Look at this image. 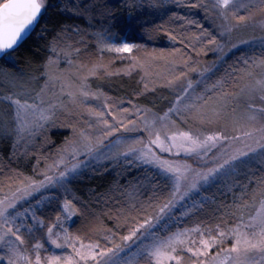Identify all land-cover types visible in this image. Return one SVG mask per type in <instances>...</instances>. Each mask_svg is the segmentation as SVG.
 <instances>
[{
	"label": "snow or ice",
	"instance_id": "6c2138e0",
	"mask_svg": "<svg viewBox=\"0 0 264 264\" xmlns=\"http://www.w3.org/2000/svg\"><path fill=\"white\" fill-rule=\"evenodd\" d=\"M163 2L119 0L115 6L99 4L98 11L85 8L83 12L90 19L95 21V16L100 18L99 22L89 25L91 31L80 25L60 24L48 35L50 39H45L44 48L61 59H66L73 52L77 56L81 53L85 56L132 53L142 45L107 42L118 36L117 29L120 33L130 26L129 21L120 14L127 11L132 16L145 4L156 7ZM223 2L228 4L229 0ZM47 4L48 0H0V80L13 88L22 82L28 85L21 87L20 91L8 90L0 96V142L11 143L10 150L6 149L9 157L29 163L32 176L29 181L20 171L28 167L11 170L15 177L20 178L23 186L17 187L14 182L10 187L15 190L0 199V264H19L18 258L23 259L24 264H131V255L145 251L150 255L145 264H152L153 259L156 264H163L164 257H167L169 264L173 261L180 264L181 256L175 254L177 251L190 254L188 264H264V22L257 20V16L264 20V0H236L229 4L231 13L227 10L215 12L216 5H212L215 35L206 28L200 30L198 21L172 13L169 20H186V26L196 24L198 39L189 40L186 45L196 52V56L169 62L171 79L162 85L167 95L159 100L154 97L159 89L150 92L147 85L140 88L137 84L135 91L139 99L147 96L154 98L146 100L144 107H137L129 100V108L121 107L124 101L116 97L110 98L111 103L92 106L90 101H99L103 95L99 86L93 87L89 82L91 77L97 76V71H88L85 75L73 73L69 78L58 69L51 56L47 60H36L30 55L22 58L19 68L15 65L5 67L10 64L9 56L21 59L15 57V50L34 30ZM57 6L60 10L66 9V0H59ZM177 6L184 5L177 3ZM188 6L208 11V6L200 0ZM239 10H243L244 15H240ZM217 19L219 23H216ZM232 20L240 23H231ZM257 23L262 33L259 38L250 36L247 40L232 42L233 32ZM162 26L142 30L154 33ZM167 36L172 40L177 39L171 29ZM61 43L67 49L62 55L56 53ZM180 43L185 44V40L182 38ZM74 44L80 47L74 48ZM92 44L95 47L89 52ZM237 44L252 45L255 50L251 55L241 53L240 58L221 71L217 66L224 63L223 54ZM197 45H200L199 50ZM204 49L212 52L215 59L207 67L201 68L199 56L200 50ZM179 51L173 49V52ZM127 59L132 60L130 68L140 67L134 57L120 58L122 63ZM69 64L71 66L72 61ZM237 64L239 67L235 66ZM96 69L103 73L100 77L103 80L114 75L104 73L103 64L97 65ZM84 70V65H79L78 72ZM217 72L219 76H216ZM193 74H196L195 79H192ZM212 78L214 82H210ZM57 82L60 84L59 90ZM32 84L39 91L31 87ZM31 93L34 96H30ZM65 94L71 101V107L62 99ZM29 98L33 99V103H29ZM36 100L46 103L47 107H40ZM166 105L170 106L160 116L159 112ZM81 109L96 118L95 123L88 124L92 138L78 134L76 125L71 123V119L81 114ZM130 109L134 111L130 112ZM113 113L121 119L117 120ZM128 115L135 116V121L128 120ZM108 116L112 119L109 120ZM171 116L175 119L169 120ZM57 123L61 127H69L71 132L52 149L50 145L53 141L46 129ZM140 124L143 127L138 129L137 125ZM178 125L189 127L193 134L174 131L173 128ZM212 128L218 130L204 134ZM138 131L145 134L144 137L132 139L127 152L121 153L120 145L125 141L118 138L124 133ZM168 131L172 134L167 135ZM154 133L156 139L152 140ZM160 134L164 135L163 140ZM114 138H117L115 144ZM145 139L148 144L144 143ZM107 144L114 146L110 152L102 154ZM137 144L140 148L136 147ZM149 144L158 146L160 155L153 153L149 157L144 153L136 156V152L143 153ZM45 147L49 148L47 153L43 151ZM189 152H205L208 159L194 160L193 165L198 167L179 163L180 155ZM129 154L134 156L136 162L143 161L155 171L136 177L126 185L117 183L113 178L99 192L94 184L86 185L83 189L85 195H81L79 181L85 179L82 175L84 170L98 175L105 170L99 161L110 159L116 162ZM165 154L174 158L166 159ZM93 164L96 166L92 167ZM256 166H259L257 170L260 175L254 178L255 187L250 198L255 201L259 195L260 206L255 214L250 213L245 217L244 209L248 207L245 198L249 194L246 191L236 194L233 189L241 186L238 177L251 173ZM218 173L216 188L212 191L201 190L217 178ZM227 192H233L232 202H225L228 200ZM69 193L78 195H73L70 201L64 198ZM45 199L50 214L48 219L44 218L39 208ZM93 203L98 206L93 207ZM101 206H110L107 214L101 210ZM65 213L67 217L75 213L81 220L80 224L75 225L74 222V225L65 226ZM101 216H106L110 225L103 229L106 235H98L95 243L77 246V237L71 232L92 231L90 226ZM188 216L201 226L205 224L201 217L214 218L217 223L207 231L177 228L167 239H161L160 233L166 232L174 224L178 225L180 218ZM37 223L41 226L47 224L51 244L60 247L56 239H51L52 224L58 223L69 254L61 252L59 255H49L45 252L40 255V240L31 244L40 230L36 227ZM197 231L200 232L198 246L195 240ZM210 232H215V235H210ZM60 234L57 233V236ZM189 237L192 238V246L188 245ZM22 246H26L29 253L35 250V259L22 256ZM213 246L219 247L215 254L208 251ZM169 248L171 251H161Z\"/></svg>",
	"mask_w": 264,
	"mask_h": 264
},
{
	"label": "trees",
	"instance_id": "16d2710c",
	"mask_svg": "<svg viewBox=\"0 0 264 264\" xmlns=\"http://www.w3.org/2000/svg\"><path fill=\"white\" fill-rule=\"evenodd\" d=\"M196 2V0H164V2L160 6L156 7H150L149 5L145 4V6L141 9H137V12L134 14L129 15L127 11L124 13H121V17L125 18L129 21V27L124 29L122 32L119 33V29H117L118 36L113 39L114 42L118 43L121 40H125L128 42L136 43V44H144L146 46H154L157 47L159 50H173L179 49L183 54H186V56H196V52L192 50L190 46L186 45L190 38L194 34V28L193 24L191 26H186V20L183 19H174L169 20V16H171L172 13H176L178 17H188V15L192 18H194L195 21H198L200 26L207 25L206 24V18L207 13H205L203 8H191L188 5L191 3ZM201 3L205 2L204 0H200ZM59 0H48V4L45 6V8L41 12V16L39 18V22L36 25L35 29L32 31V33L20 44L17 46V49L15 50V57H19L21 59H16L12 56L8 57L9 65H5V67H12V65H15L17 68L21 67L22 58L25 55H30L36 60H39L41 58L47 60L49 56L51 55V52H48L44 48L45 39H50V35L52 31L59 26L60 24H69V25H80L82 28H85L89 31L92 29L89 28V25L93 22H99V16H95V21L89 18L87 14L83 12L85 8H88L90 11H98V5L103 3L106 5L115 6L119 3V0H66L67 8H61V10L58 8ZM177 3H180L184 6H177ZM205 4V3H204ZM71 9V10H69ZM79 9V11H77ZM156 25H163L158 31L154 33H146L142 29L147 28H153ZM173 31V35L177 36V39L172 40L169 39L167 36V32L169 30ZM98 30V29H97ZM248 34V33H247ZM247 34H242V27L233 33L234 37L236 39L240 38V36H246ZM71 35V33L69 34ZM238 37V38H237ZM185 40V44H181V39ZM72 39H77V37H73ZM192 39V38H191ZM195 40V39H194ZM193 40V41H194ZM68 43H71V41H67ZM73 47H80L78 44H74ZM95 47V44H92L89 48V52L92 51V48ZM58 48H63L64 44L61 43ZM197 49H200V46L197 45ZM255 50L252 49H245L243 47L235 48L231 51H229L222 59L224 61L223 64L218 65L217 67H220L221 71L225 70L226 65L233 64L234 61L237 60V58L241 57V53H245L247 55H251L252 51ZM73 57L82 58V61L88 60L91 56H85V54L81 53L80 56H77L74 52L71 54ZM210 55V52H208L206 49L200 50V58L201 64H204L207 62L208 56ZM236 67H239V65H235ZM201 67V66H200ZM202 68V67H201ZM43 70V69H42ZM216 76H219V72L216 73ZM98 82V85L100 87V90L104 93H106L110 98L116 97L118 99H125L127 101L131 100L134 104L140 106L145 105L146 100H150L147 97L145 99H139L136 96V86L139 84L140 88H143L142 83L140 80H138L137 76L135 74H128L124 75L122 73L114 74L110 79L103 80L100 77L96 78ZM210 82H214V78L210 79ZM1 93L5 94L9 89L6 85L0 84ZM148 89V88H147ZM153 89H159L160 92H166L162 88V86H155L153 88H149L148 91H152ZM232 89H229L231 91ZM61 119H64L61 117ZM68 121H65L67 123ZM218 129H210L207 132L210 131H217ZM48 136L53 143L50 145L51 148L55 147L58 142L65 138V136L69 133V127H61L59 123L54 125L53 127L48 128L47 130ZM11 143L7 142H0V185L3 187H9L14 182L15 184L21 182L20 178L15 177L12 174L11 170L16 169L17 167H25L27 169L21 168L20 171L23 172L24 176L31 175V165L27 162L22 161H15L14 158H10L8 151L6 149L10 150ZM45 153L49 151L48 147H45L43 150ZM101 167H103L105 170L101 173L94 174L91 172H88L87 170H84L82 175L85 177V179H82L79 181L81 185V195H85L84 192V186L94 184L96 186V191L99 192L103 188H105L109 181H111L113 178H115L116 182L121 185H126L129 181L133 180L136 177H139L141 175H145L147 173H152L155 171L150 166L147 165H141L137 163H123L121 161H104L100 163ZM96 165H93L92 167H95ZM259 166H256L252 169V172L243 176L238 177L240 179V185L239 187H235L233 189V192L236 194H239L242 191L248 192L249 196L245 199L248 200V207L244 209L245 217L253 213L255 210L257 204L259 203V195H257L255 201H253L251 197V192L253 187H255V181L254 178L258 177L260 175V172L257 170ZM119 173V174H118ZM87 177H91L88 179ZM219 183V179L212 181L210 184L204 186L201 190L204 191H212L216 188V185ZM247 185V187H245ZM221 191H224L221 189ZM233 192H227L226 195L228 197V200L225 201L226 203L232 202V195ZM59 195V193H58ZM73 195H78L76 193H71L69 195V200L72 201ZM220 199H223V197H220ZM46 205H48V201L44 202V204L41 205L40 209L41 212L44 213V218L48 219L49 212L46 209ZM95 203H93V207H96ZM110 207V206H108ZM108 207L101 206V210L107 214ZM56 210H60L57 208ZM38 216L41 215V213H37ZM54 215V214H53ZM201 219L205 220V224L201 226L193 217H182L180 219V222L178 225L174 224V227H186L191 228L193 226H198L203 229H210L213 226L216 225L217 221L214 218H206L201 217ZM51 222V221H49ZM79 225L81 220L80 218L73 213L72 220L69 225ZM68 225V226H69ZM43 226H47V224H44ZM92 231L90 232H76L72 231L71 233L79 236L84 239H89L91 241H95L97 239V236H103L106 235V233L103 232V229L110 227V225L107 223L106 216H101L97 218V221L93 223L91 226Z\"/></svg>",
	"mask_w": 264,
	"mask_h": 264
},
{
	"label": "rangeland",
	"instance_id": "374dc122",
	"mask_svg": "<svg viewBox=\"0 0 264 264\" xmlns=\"http://www.w3.org/2000/svg\"><path fill=\"white\" fill-rule=\"evenodd\" d=\"M205 5L208 6V11L205 12L207 13V18H206V24L207 25H202L200 26V30L203 29H208L213 35L216 34V31L214 29V24H213V19L212 17L214 16V11L212 9V5H216L215 8V12H222L224 10H227L228 13L232 12V8L229 7V4L235 3L236 0H229L228 4H225L223 2V0H204ZM243 2H247V0H243ZM205 11V9H204ZM239 14L240 15H244V11L243 10H239ZM188 19H192L194 20V18L190 17L188 15L187 17ZM257 20L260 22H264V20H262L261 17L257 16ZM216 23H219V20H216ZM231 23H240L237 22L235 20H232ZM193 28H194V34L192 35V39L189 36V40H196L198 39V29L196 24H193ZM238 31V30H237ZM234 33V32H233ZM248 33V34H247ZM242 34H247L246 36H240V38L236 39V37H234L233 35V43L236 42V40H247L250 36H255L257 38H259L262 33L260 31V24L257 23L256 25H253L252 27H242ZM225 39H227V37H225ZM194 40V41H195ZM109 43H116L113 40L112 41H107ZM121 42H128L125 40H121L118 43ZM128 43H132V42H128ZM136 44V43H133ZM138 45H142V44H138ZM200 46V45H199ZM238 47H243L247 50L252 49V45H248V44H237L235 48ZM257 47H258V40H257ZM235 48H230L228 49L227 52H225L223 54V57L231 50L235 49ZM174 49V48H173ZM67 49H63V48H57L56 49V53H60L61 55L66 52ZM51 59L56 61V65L58 67V69L63 71V74L68 76L69 78H71V75L73 73H77L79 75H85L88 71H97V76L96 77H91L90 78V84L93 87H96L98 85V82L96 80V78L101 77L103 75V73H100L97 69L96 66L99 64H103L105 65V69H104V73H112V74H117V73H122L124 75H128V74H135L138 78V80H140V82L142 83V86L144 88L145 85H147V88H153L155 86H162L167 80L171 79V69L169 67V62L170 61H180L182 60L184 57H186V54H183L181 51L179 52H173V50H159L157 47H152V46H146V45H142V47L136 51H133L132 53H121V54H109V53H105L103 56H101L100 54H96L91 56L88 60L86 61H82V58H78V57H73L72 55L68 56L66 59H61L59 58L55 53H51ZM121 57H134L137 61V63L140 65V67H136V68H130L129 65L132 63L131 59H127L124 60V62L122 63L120 58ZM222 57V58H223ZM200 58V57H199ZM215 59V55L210 52V55L208 56L207 62L204 64L200 63V66L203 67H207L209 62H212ZM69 61H72V65L70 66ZM201 61V60H200ZM109 62H111V64L109 65ZM79 65H84V71L83 72H78V67ZM196 78V74H193L192 79ZM6 85L7 88L9 90H13V91H20L21 87H27L28 85H24L23 82L21 83L20 86H17L16 88H13L12 85L4 82L3 80H0V84ZM41 84H43V81L40 82ZM31 87H33L36 91H39V88L36 87L35 84H32ZM60 84L59 82H57V89L59 90ZM0 89L1 86H0ZM199 91V90H197ZM102 92V91H101ZM103 95L101 97V99L99 101L97 100H91L90 103L92 104V106L97 107L102 103H111L112 100L110 99V97L102 92ZM6 94V93H5ZM4 94L1 93L0 91V96H3ZM167 93L166 92H160V91H156L154 94V97L157 98V100H159V98L166 96ZM30 96H34V93H31ZM104 97H108L109 99H104ZM153 96H147L148 99H153ZM45 99H47V97H45ZM62 99L64 100V103L69 105L71 107V101L70 99L67 97V95L65 94ZM123 100L124 103L121 105V107L123 108H129V103L127 100L125 99H120ZM40 107L46 108L47 104L42 102L41 100H36L35 101ZM29 103H33V99L29 98ZM132 104H134L132 102ZM136 105V104H135ZM137 107H144L145 105H136ZM170 105H166L163 106V109L159 112L160 116L164 115V112L167 111V107H169ZM134 111V109H130V112ZM80 115H77L75 119H71V123L76 125V130L77 133L83 134V137H88V138H92L93 133L92 130L88 128V124L89 123H95L96 118L93 116H90L86 111H84L83 109L80 110ZM113 115H116L115 113H113ZM109 120L112 119L111 116L107 117ZM116 119L120 120L121 117L119 115H116ZM128 120H132L135 121L136 117L133 115H128L127 117ZM175 119L174 116H171L169 118V120ZM53 127V126H52ZM143 124L137 125V128H142ZM50 128V127H49ZM48 129V128H47ZM46 129V130H47ZM213 130H215L216 128H212ZM174 131L177 132H188L190 135H192V130L184 125H178L176 127L173 128ZM71 132V129L69 128V133L66 136H69ZM212 131L210 132H205V135H209L211 134ZM171 131L167 132V135H171ZM145 134H143L142 132H132V133H124L122 134L118 139H120L121 141H125V143H122L120 145V151L121 153H126L127 152V148L130 146V142L132 139H136V138H143ZM65 136V137H66ZM160 138L161 140L164 139V135L160 134ZM117 138L113 139V144H115ZM152 140L156 139V134L154 133L151 137ZM64 139L60 140L58 142V144H60ZM145 144H148L147 139L144 140ZM113 144H107L104 149H102V154L110 152L113 148ZM137 148H140V145L137 144L136 145ZM55 147H53L52 149H55ZM47 153V152H46ZM144 153H147L150 157L151 154H156V155H160V149L158 146L156 145H151L149 144L148 147L146 149L143 150V153L138 151L136 152V156H140ZM164 158L166 159H173L174 157L170 154H165ZM208 156L205 154V152H199L197 154H193L191 152L189 153H184L181 154L179 157V163L184 164L187 163L189 165H193V161H207ZM104 161H112V160H104ZM104 161H99L98 163H102ZM118 161H121L123 163H137V164H141V165H145L143 164V161L136 162L134 159V156L132 154H129L127 156H122L120 158H118ZM95 165V164H93ZM92 165V166H93ZM150 166V165H147ZM198 167V165H193ZM211 166V165H208ZM152 167V166H150ZM219 173L217 174V178L211 180L209 182V184L214 181L219 179ZM29 181L32 179L31 175L26 176ZM208 185V184H207ZM17 187H22L23 184L21 182L16 184ZM206 186V185H204ZM203 186V187H204ZM202 187V188H203ZM15 189H11V187H3L0 185V199L3 198V196L5 194H11V191H14ZM71 193H69L68 195H66L64 198L69 200V195ZM131 194V193H129ZM47 199H45L40 205L39 208L41 207L42 204H44V202H46ZM260 206V204L258 203L256 208H258ZM255 210L253 211V213L251 214H255ZM61 210V209H60ZM181 211H183L181 209ZM66 216V219L63 221L65 226H68L72 220V216L71 217H67V214H64ZM181 219V218H180ZM37 228H39L40 230L36 233V239L31 240V244H36L37 240H40V243L42 245V248L40 250V255H44L45 252H47L49 255L55 253L57 255H59L61 252L65 253L66 255L69 254L70 250L66 247L65 243H64V239H63V233H62V229L60 228L58 223H53L52 224V230H51V239H56L57 240V244L60 245V247H56L54 245L51 244V241L49 239L48 236V227L47 226H41L39 223H37L36 225ZM177 228L183 229L186 227H174L173 226L171 228H169L166 232H162L160 233L161 239H167L168 235L170 233H175L177 231ZM191 228H196V229H201V230H205L207 231V229H203L200 228L198 226H193ZM159 231V230H158ZM57 233H61L59 236H57ZM210 235H215V232H210ZM71 235H74L71 233ZM76 236V235H74ZM77 237V246H79L80 244H91V243H95V241H91L89 239H84L81 238L79 236ZM199 238H200V232L197 231L195 233V240H196V246H198L199 244ZM207 238V237H205ZM231 240L229 239L228 244L230 245ZM193 241L192 238L189 237L188 238V245L192 246ZM161 251H171V248L169 249H161ZM208 251L210 253H217L219 251V247L217 246H213L211 248L208 249ZM21 253L22 256H31L32 259H35L36 256V251L33 250L31 253H29L26 250V246H22L21 248ZM133 253H135V249H133ZM176 255H180L181 256V262L180 264H188V256L190 254L186 253V252H180L177 251L175 253ZM131 260V264H145V261L148 260L150 258L149 252L145 251L142 252L139 255H131L130 257ZM19 264H24L23 259L18 258ZM152 264H156V261L153 259L152 260ZM163 264H169V261L167 260V257L163 258ZM171 264H177V262L173 261L171 262Z\"/></svg>",
	"mask_w": 264,
	"mask_h": 264
},
{
	"label": "water",
	"instance_id": "95a60500",
	"mask_svg": "<svg viewBox=\"0 0 264 264\" xmlns=\"http://www.w3.org/2000/svg\"><path fill=\"white\" fill-rule=\"evenodd\" d=\"M35 27H36V26H35ZM34 29H35V28H34ZM32 31H33V30H32ZM32 31H31L29 34L26 35V38L32 33ZM26 38H24V39L21 41V43H22ZM21 43H20V44H21ZM20 44H19V45H20Z\"/></svg>",
	"mask_w": 264,
	"mask_h": 264
}]
</instances>
